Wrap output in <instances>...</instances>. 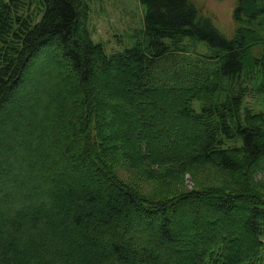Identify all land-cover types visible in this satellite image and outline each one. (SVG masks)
Here are the masks:
<instances>
[{
  "label": "trees",
  "instance_id": "trees-1",
  "mask_svg": "<svg viewBox=\"0 0 264 264\" xmlns=\"http://www.w3.org/2000/svg\"><path fill=\"white\" fill-rule=\"evenodd\" d=\"M235 1L227 37L140 0L108 52L86 0H0V264H264V0Z\"/></svg>",
  "mask_w": 264,
  "mask_h": 264
},
{
  "label": "rangeland",
  "instance_id": "rangeland-1",
  "mask_svg": "<svg viewBox=\"0 0 264 264\" xmlns=\"http://www.w3.org/2000/svg\"><path fill=\"white\" fill-rule=\"evenodd\" d=\"M89 6L88 25L95 42L105 45L108 52L118 50L120 43L131 47L143 28V7L140 0H86ZM227 37L234 32L233 10L235 0H191ZM189 43V42H188ZM187 44V43H186ZM189 53L207 54L203 44H188ZM199 110L200 104H194ZM191 188V187H190ZM94 254H102L94 251Z\"/></svg>",
  "mask_w": 264,
  "mask_h": 264
}]
</instances>
